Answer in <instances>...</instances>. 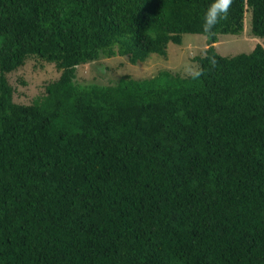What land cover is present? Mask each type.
<instances>
[{
	"label": "trees",
	"instance_id": "obj_1",
	"mask_svg": "<svg viewBox=\"0 0 264 264\" xmlns=\"http://www.w3.org/2000/svg\"><path fill=\"white\" fill-rule=\"evenodd\" d=\"M247 16L264 35V0H0V264H264V45L213 44ZM183 32L192 72L74 81ZM29 55L59 74L16 102Z\"/></svg>",
	"mask_w": 264,
	"mask_h": 264
},
{
	"label": "rangeland",
	"instance_id": "obj_2",
	"mask_svg": "<svg viewBox=\"0 0 264 264\" xmlns=\"http://www.w3.org/2000/svg\"><path fill=\"white\" fill-rule=\"evenodd\" d=\"M249 16L245 18L243 30L238 34L218 33L213 42L217 52L230 55L239 51H248L259 42L264 45V35H254L249 29ZM206 36L202 33H181L179 43L169 41L166 53H149L143 60L130 62L124 54L100 55L95 59L75 66L74 81L77 83H110L119 76L144 77L154 74L158 69L186 74L196 68L195 55L202 54ZM59 69L53 62L36 55L27 56L23 63L6 72L7 81L12 86V99L16 102L29 103L44 92V84L56 78Z\"/></svg>",
	"mask_w": 264,
	"mask_h": 264
},
{
	"label": "clouds",
	"instance_id": "obj_3",
	"mask_svg": "<svg viewBox=\"0 0 264 264\" xmlns=\"http://www.w3.org/2000/svg\"><path fill=\"white\" fill-rule=\"evenodd\" d=\"M213 8L215 9V8H216V6L214 5V6H213Z\"/></svg>",
	"mask_w": 264,
	"mask_h": 264
},
{
	"label": "snow or ice",
	"instance_id": "obj_4",
	"mask_svg": "<svg viewBox=\"0 0 264 264\" xmlns=\"http://www.w3.org/2000/svg\"><path fill=\"white\" fill-rule=\"evenodd\" d=\"M225 2H227V0H225Z\"/></svg>",
	"mask_w": 264,
	"mask_h": 264
}]
</instances>
